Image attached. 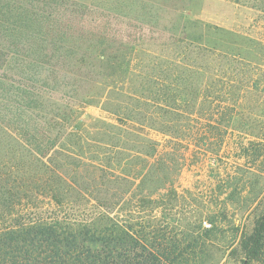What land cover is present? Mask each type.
Listing matches in <instances>:
<instances>
[{"label":"rangeland","instance_id":"1","mask_svg":"<svg viewBox=\"0 0 264 264\" xmlns=\"http://www.w3.org/2000/svg\"><path fill=\"white\" fill-rule=\"evenodd\" d=\"M70 1L78 63L37 88L53 157L100 177L163 264H242L264 222V0Z\"/></svg>","mask_w":264,"mask_h":264},{"label":"trees","instance_id":"2","mask_svg":"<svg viewBox=\"0 0 264 264\" xmlns=\"http://www.w3.org/2000/svg\"><path fill=\"white\" fill-rule=\"evenodd\" d=\"M74 6L0 0V264H163L166 251L114 222L100 177L77 180L53 157L55 126L40 128L38 85L78 63L59 15ZM242 246V264H264V222Z\"/></svg>","mask_w":264,"mask_h":264},{"label":"built area","instance_id":"3","mask_svg":"<svg viewBox=\"0 0 264 264\" xmlns=\"http://www.w3.org/2000/svg\"><path fill=\"white\" fill-rule=\"evenodd\" d=\"M204 226H205L206 228H210L212 225H211L210 223L205 222V223H204Z\"/></svg>","mask_w":264,"mask_h":264}]
</instances>
